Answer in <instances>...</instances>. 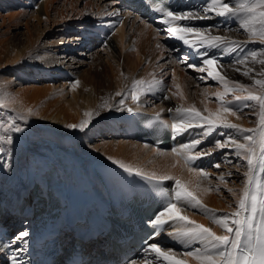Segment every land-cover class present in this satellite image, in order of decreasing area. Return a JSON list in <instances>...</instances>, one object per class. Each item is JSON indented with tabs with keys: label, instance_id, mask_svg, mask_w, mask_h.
Masks as SVG:
<instances>
[{
	"label": "bare ground",
	"instance_id": "1",
	"mask_svg": "<svg viewBox=\"0 0 264 264\" xmlns=\"http://www.w3.org/2000/svg\"><path fill=\"white\" fill-rule=\"evenodd\" d=\"M16 1L22 3L21 8L15 9ZM240 2L247 0H235L236 5ZM10 3L11 8L7 7ZM209 4L210 0H204V5L194 7L193 11L200 13ZM0 5L8 10L6 15L0 16L9 24L13 22L16 28L0 39V195L25 191L30 182L28 156L32 153L52 154L69 172L71 181L82 175L94 180L95 171L101 170L98 164L118 167L124 164L133 172L177 177L188 184L203 207L178 205L182 207L181 214L211 228L217 235L225 234L212 218L236 210L246 186L248 166L234 150L216 148L215 141L224 140L225 137L219 135L223 131L244 143L246 133L216 128L202 135L205 129L195 128L199 139L207 142L203 150L215 154L220 164L219 168H214L213 164L196 169L207 174L197 187L199 178L195 172L188 171L183 160L168 150L153 148L138 132L128 135L124 128L129 119H123L135 110L163 113L165 109L172 111V118L182 114V118L187 119L185 113L176 109L192 107L208 116L221 107L216 93L224 90L222 83L211 78L199 83L207 74H196L194 68L190 70L192 73L185 69L184 64L193 65L192 58L183 56L176 61L179 48L168 50L164 38L152 25L138 19L128 5L117 0H0ZM118 10L125 17L104 39V44L85 36L88 26L101 15ZM208 15L209 19L191 21L200 23L197 28L202 31L207 28L208 35L225 39L220 50L207 49L215 53L216 70L229 80L230 87L231 81H236L247 89L236 95H247L248 91L259 94L255 79H264L261 75L264 65L259 63L264 59L262 28L254 35L250 29L255 30L258 23L244 28L241 21L232 16ZM83 44L88 49H80ZM253 51L256 60L251 58ZM237 60L244 63H236ZM199 64L203 66L202 61ZM245 71L249 73L247 76L243 74ZM137 80L143 83L135 85L134 89ZM133 91L139 96L138 102L131 99ZM118 92L122 95L118 96ZM224 99L232 101V94ZM250 103L252 107H241L235 115L227 116L229 122L241 129H258L259 109L254 102ZM129 108L132 111H128ZM85 120L89 123L83 131L79 127H68L70 124L79 126ZM13 124L24 131H12ZM183 151L185 160L192 156L191 151L185 148ZM254 176L264 181V174L254 171ZM178 227L185 225L178 221ZM170 238H174V245L163 249L171 248L185 258L181 255L186 250L184 244L175 235ZM190 247L194 249L200 244L192 243ZM186 259L188 264H198L194 258ZM152 264L159 262L153 260Z\"/></svg>",
	"mask_w": 264,
	"mask_h": 264
},
{
	"label": "snow or ice",
	"instance_id": "2",
	"mask_svg": "<svg viewBox=\"0 0 264 264\" xmlns=\"http://www.w3.org/2000/svg\"><path fill=\"white\" fill-rule=\"evenodd\" d=\"M234 3L235 0H210V4L204 7L200 13L192 10L176 12L175 10H167L163 6L156 9L157 12L162 14L160 22L168 25L165 30L167 34L171 38L181 41L184 46L195 49L196 55L202 60L203 66L192 64L187 66L207 74L206 77H201V79L211 78L213 81L221 82L224 89L222 92L216 93L217 99L221 101V107L215 113H209L208 116H203L195 107L176 109L177 112L185 113L187 119L182 118L179 122L170 125L172 137L175 138L194 127L205 129L202 135L210 134L216 128L234 129L237 132L246 133L243 136L245 142L242 143L231 133L221 131L219 135L225 138L223 141H215V147L220 149L227 147L234 150L236 156L247 162L248 172L245 173L247 177L246 186L238 200L236 210L232 213L212 218L213 223L223 229L225 233L223 235H217L211 228L198 224L190 220L187 215L181 214V206L200 208L203 205L197 198L195 191L190 190L188 184L180 179H175V191L171 202L167 203L148 222L153 232L145 241L144 251L150 254L151 259L142 258L143 264H152L153 260L159 262V264H188V259L186 258H194L198 264H264V181L254 176V171L264 174V79H255V84L259 86V94L248 91L247 95H236L237 92L243 93L247 89L236 81H231L230 87L229 80L216 70L217 58L215 53L207 51L208 48L220 50L221 45L225 43V39L219 35H208L207 28L202 31L195 26H173L174 21L209 19L208 14L214 13L218 17L226 18L232 16L241 21V27L244 28H249L250 25L258 23L262 28L260 36L264 39V0H247V2L238 3L235 7L232 6ZM241 14L244 15L242 16ZM250 30L254 35L256 34L254 29ZM192 36L198 39L190 42V37ZM201 47L204 48V51L199 50ZM232 51H235V48ZM251 58L253 60L257 59L255 51L251 53ZM182 59L186 60V58ZM236 63L243 64L244 60H237ZM259 63L264 65V59H260ZM243 74L247 76L249 73L245 71ZM261 75H264V72ZM142 83L143 81L137 80L134 84V89L135 85ZM229 94H232V101L224 99ZM117 95L122 94L118 92ZM131 99L134 102L139 101V96L135 91H133ZM250 102H254L259 109V128L241 129L238 125L230 123L227 116L235 115L237 111L241 110V107H252ZM120 103L123 104L124 100L121 99ZM127 110L132 111L131 108ZM88 123L89 121L85 120L79 126L70 124L68 127L73 129L79 127V130L83 131ZM11 129L14 132L24 131L17 124H13ZM8 142H11V137L8 138ZM201 143L202 140L197 138L184 145V148L191 151L198 148ZM257 147L259 148V153H257ZM211 154L210 150L201 149L195 153V156H188L187 162L193 164L195 159ZM113 162L116 163L115 161ZM120 167L129 174L143 176L141 172L136 171L134 173L131 167L124 164H120ZM213 167L219 168L220 164H214ZM188 171L195 172L199 178L196 182L197 187H199L200 179L207 178V174L203 170L197 171L195 167H189ZM145 178L157 183L174 179L170 176L156 177L155 175ZM220 179L223 180L224 177L221 176ZM205 211L210 212L211 210L205 209ZM168 221H180L185 225L183 228H176L175 233H169V235H175L184 244L186 250L181 255L185 258L178 256L173 249L164 250L161 245L153 242L161 234V229ZM28 236L29 232L27 230L15 234L6 243H0V252L4 251L6 247L18 244V242L26 244ZM192 243H199L200 247L193 249L190 247ZM20 251H23V249L18 246L14 249L16 253ZM9 260L10 264H25L16 255L10 256ZM129 264H137V261L130 260Z\"/></svg>",
	"mask_w": 264,
	"mask_h": 264
},
{
	"label": "rangeland",
	"instance_id": "3",
	"mask_svg": "<svg viewBox=\"0 0 264 264\" xmlns=\"http://www.w3.org/2000/svg\"><path fill=\"white\" fill-rule=\"evenodd\" d=\"M13 5V4H12ZM12 5H11V3L10 4H8L7 5V7H9V8H11L12 7ZM15 6H17L16 8L15 7H13V8H15V9H19V8H21L20 6L22 5V3L20 2V1H16L15 2V4H14ZM234 6H237L235 3L233 4ZM8 10H6L5 11V8H4V6H1L0 5V14H2V15H6V12H7ZM7 22H9L8 20L6 21V19H3L2 18V16H0V39L1 38H4L5 37V35L6 34H8V31H12V30H15L16 28L14 27V24H13V22L11 23L10 22V24L9 23H7ZM19 25H21V24H19ZM234 25V24H233ZM21 28H22V26H21ZM261 28V25H259V24H257V27H256V29H255V31L257 32L259 29ZM254 42H258L257 40H254ZM97 46H99V45H97ZM80 49H88V47H86L85 46V44H83V46L80 48ZM174 52V51H173ZM196 60V59H195ZM193 58H192V63H193V65H200L199 63L200 62H196ZM194 61V62H193ZM184 64V63H183ZM185 65V67H187L188 68V64H184ZM187 68H185L187 71H189L190 72V70H193L191 67L189 68V69H187ZM195 70V69H194ZM194 70H193V72H194ZM195 71H197V70H195ZM190 73H192V71L190 72ZM202 72H196V74H201ZM203 75H205V73H202ZM54 78H55V76H54ZM200 81H201V83H203L204 81L202 80V79H200L199 80V83H200ZM203 81V82H202ZM207 83H210V84H213V82H210V81H207ZM225 179H229V177H227V178H225Z\"/></svg>",
	"mask_w": 264,
	"mask_h": 264
}]
</instances>
